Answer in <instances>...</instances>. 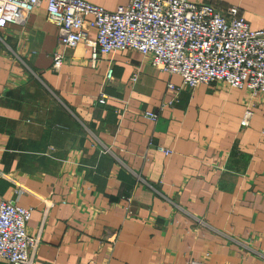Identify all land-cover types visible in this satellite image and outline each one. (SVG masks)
Returning <instances> with one entry per match:
<instances>
[{
  "label": "crops",
  "instance_id": "1",
  "mask_svg": "<svg viewBox=\"0 0 264 264\" xmlns=\"http://www.w3.org/2000/svg\"><path fill=\"white\" fill-rule=\"evenodd\" d=\"M193 1L264 28V0ZM57 35L45 3L0 27V201L32 209L30 264H264V95L243 128L245 89H191L132 50L92 64Z\"/></svg>",
  "mask_w": 264,
  "mask_h": 264
},
{
  "label": "built area",
  "instance_id": "2",
  "mask_svg": "<svg viewBox=\"0 0 264 264\" xmlns=\"http://www.w3.org/2000/svg\"><path fill=\"white\" fill-rule=\"evenodd\" d=\"M41 3H45L47 20L58 29L59 45L66 49L80 42L89 44L92 64L102 55L132 50L149 56L159 71L178 75L182 85L191 89L213 83L245 89L249 98L240 119L243 128L249 125L257 99L264 95V28L252 29L237 6L219 11L193 0H128L109 11L85 0H0V27L23 25ZM89 31L95 33L93 41L87 37ZM62 61V53L55 52L53 68L58 69ZM105 78H112V68ZM136 78L135 74L131 80ZM167 88L172 92L167 102L176 101L181 86L168 82ZM105 97L102 93L98 101L104 103ZM144 116L157 120V113L147 111ZM31 213V208L14 201H0L1 260L30 264L39 243L37 236L27 232Z\"/></svg>",
  "mask_w": 264,
  "mask_h": 264
}]
</instances>
